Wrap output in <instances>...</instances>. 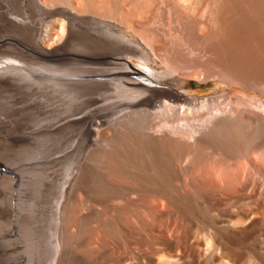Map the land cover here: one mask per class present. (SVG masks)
<instances>
[{
  "label": "bare ground",
  "instance_id": "1",
  "mask_svg": "<svg viewBox=\"0 0 264 264\" xmlns=\"http://www.w3.org/2000/svg\"><path fill=\"white\" fill-rule=\"evenodd\" d=\"M0 264H264V0H0Z\"/></svg>",
  "mask_w": 264,
  "mask_h": 264
},
{
  "label": "rangeland",
  "instance_id": "2",
  "mask_svg": "<svg viewBox=\"0 0 264 264\" xmlns=\"http://www.w3.org/2000/svg\"><path fill=\"white\" fill-rule=\"evenodd\" d=\"M132 59H131V61H132ZM132 63H133V66L135 69H137L143 73L145 72L148 75L150 74L145 69H143L141 67V64L137 60L132 61ZM110 75L111 74H107V75H104L103 77H108ZM150 75L153 77L152 74H150ZM250 82L253 83V80H251ZM224 86H226V83H224L223 81H221L219 79H211L208 81H201L199 79H190L188 82L187 81L183 82L181 84V88H178V89L180 90V92H182L183 94L188 95L190 97H192V96H211V95L215 94L216 92L220 91ZM18 99H20L19 102L20 101L22 102V99L24 100V99H26V97H24V94H22V95H20V97ZM98 100H92L88 103H85L83 107H85L86 109L88 107H90V109L103 110L102 112H105V113H109L112 111L111 108L106 107L107 106L106 101H98ZM104 102H106V103H104ZM21 106H22V104L18 103L15 106L17 111H14V113L20 117H23V119L30 117L32 114L31 113L32 111L30 113H28V111H30V110H28V109L23 110L24 107H21ZM96 107H99V108H96ZM24 116H26V117H24Z\"/></svg>",
  "mask_w": 264,
  "mask_h": 264
}]
</instances>
